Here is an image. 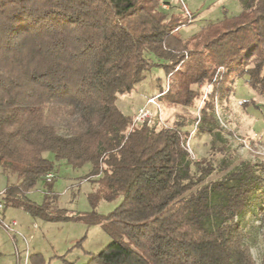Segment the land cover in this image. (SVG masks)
I'll list each match as a JSON object with an SVG mask.
<instances>
[{"label": "trees", "instance_id": "16d2710c", "mask_svg": "<svg viewBox=\"0 0 264 264\" xmlns=\"http://www.w3.org/2000/svg\"><path fill=\"white\" fill-rule=\"evenodd\" d=\"M240 1V15L183 40L159 0H0V167L16 177L6 209L102 225L112 243L87 264H257L242 221L256 207L263 219L264 166L244 163L204 184L215 169L208 161L192 175L185 125L131 129L117 105L154 67L170 77L164 99L173 104L192 103L193 86L220 66L229 69L222 99L241 77L264 95V0ZM209 107L201 132L218 127ZM47 153L74 169L92 165L91 213L54 208L53 192L42 205L27 197L55 171Z\"/></svg>", "mask_w": 264, "mask_h": 264}, {"label": "rangeland", "instance_id": "374dc122", "mask_svg": "<svg viewBox=\"0 0 264 264\" xmlns=\"http://www.w3.org/2000/svg\"><path fill=\"white\" fill-rule=\"evenodd\" d=\"M159 4V9L167 14L168 23L179 25L174 33L183 40L198 33L209 23L240 15L243 9L240 0H159ZM184 53L187 56V52ZM156 63L159 61L156 60ZM228 74L229 69L225 66L217 67L208 82L193 86L197 94L192 103L173 104L164 99L170 89V77L162 68L154 67L146 72V79L135 90L119 96L117 105L125 115L134 119L138 109L146 105L149 98L163 94L158 101L159 106H149L156 115L153 123L144 125L157 127L158 130L185 125L181 129L182 134L191 133L186 149L191 150L192 175L198 178L201 168L211 161L215 170L204 184L221 180L244 163L264 166V95L248 84V77H241L234 84V93L222 99L219 86ZM208 103L213 105L214 111L209 107L206 112L214 114L218 123L212 133L201 132L199 128L204 117L202 111ZM140 126L143 125H133L132 122L131 129ZM44 156L53 161V173L56 172L58 176L55 175L57 180L54 179L50 186L45 178L38 182L30 194L33 202L42 205L46 194L53 192L58 196L54 208L65 209L74 218L91 213L93 208L88 195L97 187L95 182L99 179L87 177L92 165L74 169L66 161H55L52 153ZM0 171H3L1 167ZM15 182V176L0 173V191ZM2 197L3 192H0ZM121 201V198L114 202L101 201L96 212L107 216ZM259 209H251L242 225L248 234L247 242L251 245L256 263L263 264L264 215L263 219L258 215ZM6 216V222L17 221L18 226L13 230L16 232L21 229L27 241L20 236L14 240V232H7L0 225V264H87L93 255L99 254L112 243L102 225H90L83 220L50 222L32 218L24 210L13 207L7 209ZM27 248L29 259L25 255Z\"/></svg>", "mask_w": 264, "mask_h": 264}, {"label": "built area", "instance_id": "2783aa9c", "mask_svg": "<svg viewBox=\"0 0 264 264\" xmlns=\"http://www.w3.org/2000/svg\"><path fill=\"white\" fill-rule=\"evenodd\" d=\"M162 96L163 94H160L156 97L149 98L147 100L146 105L139 108L138 111L136 112L135 117L133 119V125H144V124L151 125L154 119L156 118V115H154V112L152 111V109L149 108V106L151 104H155L159 106L158 101ZM55 177H56L55 174L53 172H50L45 176V180L46 182H51L55 179ZM5 210H6V206H5L3 197H2L0 198V225L4 229H13L14 227L18 226V223L17 221L6 222L5 221Z\"/></svg>", "mask_w": 264, "mask_h": 264}, {"label": "crops", "instance_id": "0c3cea01", "mask_svg": "<svg viewBox=\"0 0 264 264\" xmlns=\"http://www.w3.org/2000/svg\"><path fill=\"white\" fill-rule=\"evenodd\" d=\"M167 3H169V2H167ZM0 173H2V174H5L3 171H0ZM55 175H57L58 176V174L55 172ZM55 180H57V179H55ZM54 180V181H55ZM5 191V189H3V190H1L0 192L2 193V192H4ZM34 190H32V191H30L28 194H27V197L30 199V200H32L31 198H30V194H31V192H33ZM33 201V200H32ZM6 211H7V209L5 210V220H7V216H6ZM28 214V213H27ZM13 221H16V220H13ZM36 226V225H35ZM7 232H12V234H13V232H14V230L13 229H5ZM11 234V235H12ZM17 236H20L21 238H23V239H25V241H27L26 239V237L23 235V233H22V231H21V229H19V231H16V232H14V234H13V237H14V240H16V237ZM17 249V252H18V248H16ZM25 255H26V258H30V252H29V249L27 248L26 249V253H25Z\"/></svg>", "mask_w": 264, "mask_h": 264}]
</instances>
